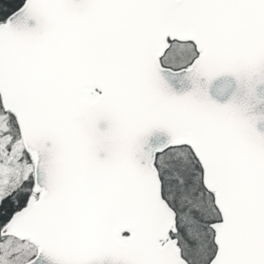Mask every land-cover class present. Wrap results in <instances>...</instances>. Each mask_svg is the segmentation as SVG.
<instances>
[{"label":"snow or ice","instance_id":"snow-or-ice-1","mask_svg":"<svg viewBox=\"0 0 264 264\" xmlns=\"http://www.w3.org/2000/svg\"><path fill=\"white\" fill-rule=\"evenodd\" d=\"M259 85L264 0H0V264H264Z\"/></svg>","mask_w":264,"mask_h":264},{"label":"water","instance_id":"water-1","mask_svg":"<svg viewBox=\"0 0 264 264\" xmlns=\"http://www.w3.org/2000/svg\"><path fill=\"white\" fill-rule=\"evenodd\" d=\"M220 81H227L230 85L229 89L225 94L217 96L215 94L214 88L217 83ZM236 89V81L233 77L227 76V77H220L216 82L213 83V87L209 89V95L212 99L216 100L218 103H226L228 99L230 98L233 91ZM256 97L257 99H260L261 101H264V85H259L256 88ZM254 103V102H253ZM264 114V103L255 104L254 107H252L248 114L250 115H256V114ZM257 131L264 133V121H258L257 122ZM156 135H162V133H155Z\"/></svg>","mask_w":264,"mask_h":264}]
</instances>
